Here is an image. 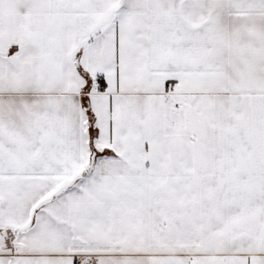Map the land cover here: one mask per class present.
I'll list each match as a JSON object with an SVG mask.
<instances>
[{"label":"snow or ice","instance_id":"obj_1","mask_svg":"<svg viewBox=\"0 0 264 264\" xmlns=\"http://www.w3.org/2000/svg\"><path fill=\"white\" fill-rule=\"evenodd\" d=\"M0 264H264V0H0Z\"/></svg>","mask_w":264,"mask_h":264}]
</instances>
